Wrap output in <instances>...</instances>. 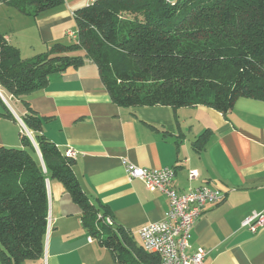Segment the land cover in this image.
Wrapping results in <instances>:
<instances>
[{
  "label": "crops",
  "instance_id": "obj_1",
  "mask_svg": "<svg viewBox=\"0 0 264 264\" xmlns=\"http://www.w3.org/2000/svg\"><path fill=\"white\" fill-rule=\"evenodd\" d=\"M92 2L64 0L36 18L14 8L9 20L15 27H0V34L23 59L34 58L55 44L68 45V33L77 32L74 14ZM1 95L13 118L0 105V148H23V135L34 140L22 120L28 114L23 102L28 103L46 119L44 135L62 153H76L74 173L92 203L108 207L137 246L144 249L139 232L164 219L169 201L142 181H130L123 159L145 169H174L179 194L203 186L224 194L193 226L189 253L205 249L206 264H264V226L255 234L241 226L252 214L264 213V101L240 98L226 115L206 106L121 108L90 61L52 75L46 88L23 99ZM205 133L206 147L198 152L195 143ZM47 183L51 226L41 264H117L108 248L89 243L82 209L63 185Z\"/></svg>",
  "mask_w": 264,
  "mask_h": 264
},
{
  "label": "trees",
  "instance_id": "obj_2",
  "mask_svg": "<svg viewBox=\"0 0 264 264\" xmlns=\"http://www.w3.org/2000/svg\"><path fill=\"white\" fill-rule=\"evenodd\" d=\"M27 17L64 0H0ZM77 39L23 59L0 34V91L23 99L46 88L50 77L94 63L112 101L121 108L206 106L226 115L240 98L264 101V0H93L75 14ZM28 110L22 120L33 133L23 148H0L1 264H41L49 218L48 181L63 185L82 209V224L117 264H160L92 203L75 162L43 133L45 118ZM6 116L13 118L0 98ZM208 133L195 143L205 149ZM110 218L113 225L106 223Z\"/></svg>",
  "mask_w": 264,
  "mask_h": 264
},
{
  "label": "built area",
  "instance_id": "obj_3",
  "mask_svg": "<svg viewBox=\"0 0 264 264\" xmlns=\"http://www.w3.org/2000/svg\"><path fill=\"white\" fill-rule=\"evenodd\" d=\"M68 36L73 40L77 39L76 33L70 32ZM65 154L71 159L76 157V153L71 149ZM122 164L130 181H142L148 190L164 194L169 201V210L164 219L149 224L139 232L144 250L158 256L160 264H206L208 251L205 249L198 248L189 253L191 230L207 206H217L223 202L224 194L209 186L179 194L173 185L176 176L174 169L140 168L126 159L122 160ZM196 176V172H190L191 180ZM106 223L113 225L110 218L106 219ZM50 226L51 222L48 220L47 229H50ZM241 226L253 234L257 233L258 229L264 226V213L252 214ZM88 241L94 242L91 237Z\"/></svg>",
  "mask_w": 264,
  "mask_h": 264
},
{
  "label": "rangeland",
  "instance_id": "obj_4",
  "mask_svg": "<svg viewBox=\"0 0 264 264\" xmlns=\"http://www.w3.org/2000/svg\"><path fill=\"white\" fill-rule=\"evenodd\" d=\"M173 1V0H171ZM14 10V8H9V7H5V6H1L0 7V27L1 29H5L7 31H9L12 27H15V26H12V24H10V22L12 23L10 19V17H12V11ZM23 26V24H21ZM74 40L70 38V40L68 41V44H71L73 43ZM35 142V140H34ZM36 144V142H35ZM37 145V144H36Z\"/></svg>",
  "mask_w": 264,
  "mask_h": 264
},
{
  "label": "water",
  "instance_id": "obj_5",
  "mask_svg": "<svg viewBox=\"0 0 264 264\" xmlns=\"http://www.w3.org/2000/svg\"><path fill=\"white\" fill-rule=\"evenodd\" d=\"M0 97H2L1 93H0ZM24 128L26 129L25 126H24ZM26 130H27V129H26ZM27 131H28V130H27ZM28 133H29V132H28ZM29 134H30V133H29ZM32 143H33V145H34V147H35V149H36V152H37V154H38V156H39V158H40V160H41V162H42V164H43V166H44V163H43V160H42L41 153H40V151H39L37 145L35 144L34 140H32Z\"/></svg>",
  "mask_w": 264,
  "mask_h": 264
}]
</instances>
